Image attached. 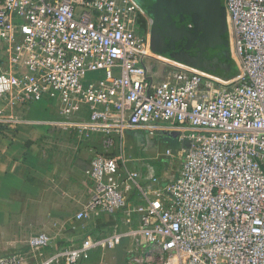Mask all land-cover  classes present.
Listing matches in <instances>:
<instances>
[{"label":"built area","instance_id":"obj_1","mask_svg":"<svg viewBox=\"0 0 264 264\" xmlns=\"http://www.w3.org/2000/svg\"><path fill=\"white\" fill-rule=\"evenodd\" d=\"M224 7L237 69L227 79L153 52L149 35L136 31L135 0H0V126L99 134L93 192L76 218L122 212L128 224L48 255L41 249L51 237L33 234V264H80L123 238L145 264H264V0ZM149 61L167 67L165 78H152ZM44 97L60 118L12 112ZM142 128L178 134L179 167L165 185L126 166L124 133ZM133 190L141 202H130ZM25 263L18 252L0 255V264Z\"/></svg>","mask_w":264,"mask_h":264},{"label":"crops","instance_id":"obj_2","mask_svg":"<svg viewBox=\"0 0 264 264\" xmlns=\"http://www.w3.org/2000/svg\"><path fill=\"white\" fill-rule=\"evenodd\" d=\"M147 68L156 81L165 78L164 65L149 61ZM12 110L17 117L32 121L61 117L48 97L27 99ZM174 132L142 128L124 133V152L130 159L126 166L138 172L140 181L158 177L159 184L165 185L176 175L179 161L174 160V174L167 176L168 167L175 163L163 157L170 158L165 151L172 149L177 158L178 134L172 137V148L160 150L161 136ZM100 151L99 134L81 138L75 131L36 122L0 126V255L18 252L25 257V264H33L37 258L32 257L26 244L33 234L51 237L50 244L41 249L43 255H48L60 247L79 243L86 236L98 237L127 227L122 212L76 218L93 192L88 179L90 159ZM130 202H141L137 190L131 192ZM131 217L135 225L136 216ZM131 249V241L123 238L112 248L91 250L80 264H145L136 262L134 257H142L135 256Z\"/></svg>","mask_w":264,"mask_h":264},{"label":"water","instance_id":"obj_3","mask_svg":"<svg viewBox=\"0 0 264 264\" xmlns=\"http://www.w3.org/2000/svg\"><path fill=\"white\" fill-rule=\"evenodd\" d=\"M147 12L152 18L149 45L153 52L174 50L186 40L194 49L185 57L190 66L222 67L225 61L234 63L221 0H157Z\"/></svg>","mask_w":264,"mask_h":264},{"label":"trees","instance_id":"obj_4","mask_svg":"<svg viewBox=\"0 0 264 264\" xmlns=\"http://www.w3.org/2000/svg\"><path fill=\"white\" fill-rule=\"evenodd\" d=\"M221 3L224 4V0H221ZM183 42H185L183 48H180V50L176 51L177 53L176 52L167 53V56L169 58L188 64L189 62L185 60V57L190 53H194V50L188 51V49H191L190 46L187 45L186 40H184ZM200 69L224 79L230 78L237 73L235 64L230 63L229 61H225L222 67L215 65H208V66H201Z\"/></svg>","mask_w":264,"mask_h":264},{"label":"flooded vegetation","instance_id":"obj_5","mask_svg":"<svg viewBox=\"0 0 264 264\" xmlns=\"http://www.w3.org/2000/svg\"><path fill=\"white\" fill-rule=\"evenodd\" d=\"M136 1L138 2L139 6L142 10L141 12L138 13V15L136 17V31L140 34L150 35L152 18L150 17V14L147 12V8H149L157 0H136ZM183 41L184 40L181 41V47H177L174 50H163L159 54H161L165 57H168L167 53H174V52L180 50V48L184 47L185 42H183ZM191 50H194V49L193 48L188 49V51H191ZM170 59H172V58H170ZM187 65H189V64H187Z\"/></svg>","mask_w":264,"mask_h":264},{"label":"rangeland","instance_id":"obj_6","mask_svg":"<svg viewBox=\"0 0 264 264\" xmlns=\"http://www.w3.org/2000/svg\"><path fill=\"white\" fill-rule=\"evenodd\" d=\"M175 133H177V132H174V133H170L168 136L167 135H162L161 137V149L160 150H162V151H164V149L165 148H172V142H171V140H172V137H175L176 136V134ZM127 145V144H126ZM170 146V147H169ZM172 150V149H171ZM174 157H167V156H164L163 157V159L164 160H168V161H170V163H172L174 160L175 161H179L177 158H174ZM177 159V160H176ZM175 161H174V163H175ZM177 162L175 163V165L173 166V167H168V169H167V171H166V175L167 176H172L174 173V170L176 169V165H177ZM177 170H178V168H177Z\"/></svg>","mask_w":264,"mask_h":264}]
</instances>
